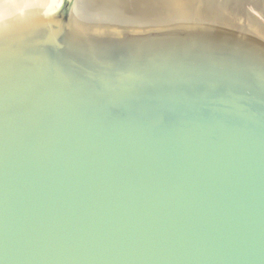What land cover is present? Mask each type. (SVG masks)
<instances>
[{
    "label": "bare ground",
    "instance_id": "bare-ground-1",
    "mask_svg": "<svg viewBox=\"0 0 264 264\" xmlns=\"http://www.w3.org/2000/svg\"><path fill=\"white\" fill-rule=\"evenodd\" d=\"M244 5L0 0V264H25L26 225L39 221L29 196L65 149L85 160L223 145L264 158V15Z\"/></svg>",
    "mask_w": 264,
    "mask_h": 264
},
{
    "label": "water",
    "instance_id": "water-1",
    "mask_svg": "<svg viewBox=\"0 0 264 264\" xmlns=\"http://www.w3.org/2000/svg\"><path fill=\"white\" fill-rule=\"evenodd\" d=\"M69 149L29 196L39 221L26 225L25 264H264L263 157L182 145L84 160Z\"/></svg>",
    "mask_w": 264,
    "mask_h": 264
},
{
    "label": "rangeland",
    "instance_id": "rangeland-1",
    "mask_svg": "<svg viewBox=\"0 0 264 264\" xmlns=\"http://www.w3.org/2000/svg\"><path fill=\"white\" fill-rule=\"evenodd\" d=\"M241 1H242V3L245 4L244 6H245V9L247 10V13H249L253 16H256L259 19H263L262 16L264 15V11L260 7H257L255 5V3H257V1H254V2H250L247 0H241Z\"/></svg>",
    "mask_w": 264,
    "mask_h": 264
}]
</instances>
